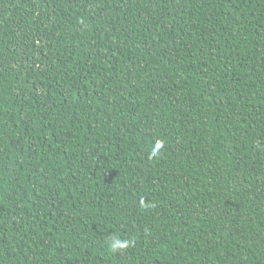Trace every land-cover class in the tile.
<instances>
[{"label": "trees", "instance_id": "16d2710c", "mask_svg": "<svg viewBox=\"0 0 264 264\" xmlns=\"http://www.w3.org/2000/svg\"><path fill=\"white\" fill-rule=\"evenodd\" d=\"M0 264H264V0H0Z\"/></svg>", "mask_w": 264, "mask_h": 264}, {"label": "clouds", "instance_id": "9594fccd", "mask_svg": "<svg viewBox=\"0 0 264 264\" xmlns=\"http://www.w3.org/2000/svg\"><path fill=\"white\" fill-rule=\"evenodd\" d=\"M163 147L162 142H157L151 153L152 157L157 156L159 150ZM134 245V241L130 239H122L117 235H113L109 238L108 247L113 253H122Z\"/></svg>", "mask_w": 264, "mask_h": 264}]
</instances>
